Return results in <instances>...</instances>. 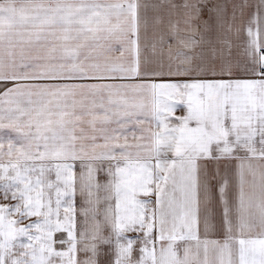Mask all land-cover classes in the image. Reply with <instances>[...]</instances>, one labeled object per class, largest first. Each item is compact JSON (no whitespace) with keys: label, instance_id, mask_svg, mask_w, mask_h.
<instances>
[{"label":"snow or ice","instance_id":"obj_1","mask_svg":"<svg viewBox=\"0 0 264 264\" xmlns=\"http://www.w3.org/2000/svg\"><path fill=\"white\" fill-rule=\"evenodd\" d=\"M0 264H264V0H0Z\"/></svg>","mask_w":264,"mask_h":264}]
</instances>
